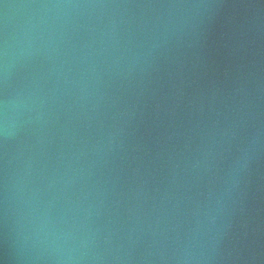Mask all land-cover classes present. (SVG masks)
<instances>
[{"label": "water", "instance_id": "obj_1", "mask_svg": "<svg viewBox=\"0 0 264 264\" xmlns=\"http://www.w3.org/2000/svg\"><path fill=\"white\" fill-rule=\"evenodd\" d=\"M3 264H264V0H0Z\"/></svg>", "mask_w": 264, "mask_h": 264}, {"label": "clouds", "instance_id": "obj_2", "mask_svg": "<svg viewBox=\"0 0 264 264\" xmlns=\"http://www.w3.org/2000/svg\"><path fill=\"white\" fill-rule=\"evenodd\" d=\"M0 264H3V262H2V261H0Z\"/></svg>", "mask_w": 264, "mask_h": 264}]
</instances>
